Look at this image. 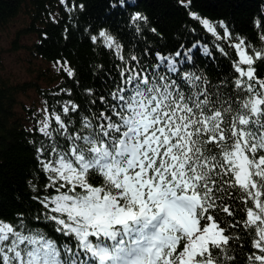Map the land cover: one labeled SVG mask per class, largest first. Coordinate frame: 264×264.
<instances>
[{"label": "snow or ice", "instance_id": "snow-or-ice-1", "mask_svg": "<svg viewBox=\"0 0 264 264\" xmlns=\"http://www.w3.org/2000/svg\"><path fill=\"white\" fill-rule=\"evenodd\" d=\"M60 3L69 13L85 8ZM177 4L233 49V76L214 84L197 71L199 42L145 63L108 28H86L93 45L120 61L118 79L107 95L86 89L88 106L71 99L70 89H60L68 100L45 102L29 129L42 137L29 141L38 208L0 219V264H238L239 237L229 231L238 226L251 238L246 264H264V77L256 71L264 46L192 11L193 0ZM109 8L127 11L133 3L110 0ZM127 24L139 34L149 18L132 10ZM253 25L264 45V17ZM214 48L230 55L219 43ZM55 67L76 76L67 60Z\"/></svg>", "mask_w": 264, "mask_h": 264}, {"label": "trees", "instance_id": "trees-1", "mask_svg": "<svg viewBox=\"0 0 264 264\" xmlns=\"http://www.w3.org/2000/svg\"><path fill=\"white\" fill-rule=\"evenodd\" d=\"M130 2L133 8L126 11L109 8L110 0H71V3H83L85 8L82 12L69 13L60 0H0V28L18 14L27 15L28 24L19 31L37 36L28 46L34 57L46 63V67H38L34 80L12 82L0 74V219L12 220L20 212L31 215L38 208L32 200L35 193L29 185L38 172L35 147L29 141L42 137L29 129L42 114L33 105L27 107L20 96L33 88L42 96L44 107L45 102L51 107L58 100L69 99L60 93V89H70L71 99L88 106L92 97L86 89H92L96 96L107 95L112 81L118 79L116 65L120 61L107 49L93 45L86 28L90 31L108 28L124 44L126 52L140 56L145 63L155 60L156 52L172 53L181 45L186 49L199 42L201 48L195 50L194 57L196 70L203 72L214 84L233 76V49L192 21L177 0ZM132 10L141 11L149 18V24L139 34L127 24ZM191 10L212 21L223 20L234 34L247 38L257 48L264 46L253 25L255 19L264 17V0H193ZM151 28H156L158 34L152 33ZM218 43L229 56L215 51L214 45ZM203 46L213 51L214 58L203 54ZM145 49H148L149 57L144 56ZM58 60L70 63L76 73L74 79L56 70ZM256 71L258 76L264 77V63L258 62ZM92 182L98 184L102 180L96 177ZM220 217L235 222L223 213ZM235 219L242 221L243 216L237 215ZM229 231L239 237L233 242L238 264H246V253L252 251L251 238L239 226Z\"/></svg>", "mask_w": 264, "mask_h": 264}, {"label": "rangeland", "instance_id": "rangeland-1", "mask_svg": "<svg viewBox=\"0 0 264 264\" xmlns=\"http://www.w3.org/2000/svg\"><path fill=\"white\" fill-rule=\"evenodd\" d=\"M27 22V15L18 14L8 25L0 28V74L12 82L34 80L38 67H46L44 61L32 55L28 46L37 36L19 31L28 24ZM49 64L51 67L54 66L52 63ZM20 98L27 107L33 105L38 111L44 108L42 96L33 88Z\"/></svg>", "mask_w": 264, "mask_h": 264}]
</instances>
